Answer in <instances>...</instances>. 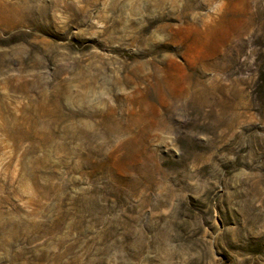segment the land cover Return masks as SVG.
Instances as JSON below:
<instances>
[{"label": "rangeland", "instance_id": "374dc122", "mask_svg": "<svg viewBox=\"0 0 264 264\" xmlns=\"http://www.w3.org/2000/svg\"><path fill=\"white\" fill-rule=\"evenodd\" d=\"M0 264H264V0H0Z\"/></svg>", "mask_w": 264, "mask_h": 264}]
</instances>
